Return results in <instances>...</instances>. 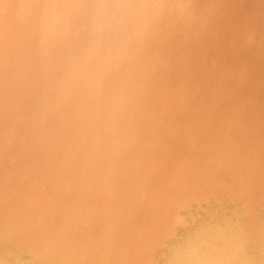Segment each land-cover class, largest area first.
<instances>
[{
  "label": "bare ground",
  "instance_id": "obj_1",
  "mask_svg": "<svg viewBox=\"0 0 264 264\" xmlns=\"http://www.w3.org/2000/svg\"><path fill=\"white\" fill-rule=\"evenodd\" d=\"M35 2L0 0V264H264V108L162 126L63 74L37 100Z\"/></svg>",
  "mask_w": 264,
  "mask_h": 264
},
{
  "label": "clouds",
  "instance_id": "obj_2",
  "mask_svg": "<svg viewBox=\"0 0 264 264\" xmlns=\"http://www.w3.org/2000/svg\"><path fill=\"white\" fill-rule=\"evenodd\" d=\"M25 7L57 53L40 63L37 100L63 74L89 87L117 85L134 112L162 126L215 108L238 120L257 103L264 108V0H36Z\"/></svg>",
  "mask_w": 264,
  "mask_h": 264
}]
</instances>
